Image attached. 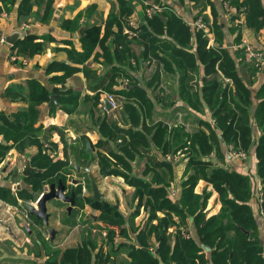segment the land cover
Masks as SVG:
<instances>
[{
	"label": "trees",
	"instance_id": "trees-1",
	"mask_svg": "<svg viewBox=\"0 0 264 264\" xmlns=\"http://www.w3.org/2000/svg\"><path fill=\"white\" fill-rule=\"evenodd\" d=\"M0 1L5 9L9 10L6 5L13 6L18 0ZM190 2L199 8V13L206 5L211 9L215 34L220 45L218 49L206 47L207 39L204 34L201 31H189L183 19L171 10L162 12L164 20L158 15L152 19L145 18V23L139 28L140 33L136 37L127 38L122 33V25L133 11V0L111 2L103 22L104 33L100 38L98 35L101 22H88L90 14L95 10L93 5L88 6L85 12L87 19L80 25L83 27V33L78 36L80 50H77L72 40L65 41L66 58L75 64L85 63L95 46L100 47L93 59L101 56L109 67L100 83L93 88L97 90L99 86L104 85L103 88L110 94L125 98L119 101V112L126 122L125 125L120 123L115 113L109 119L104 114L95 118L98 136L94 147L99 174L122 176L127 184L135 186L134 196L139 201L144 195L149 197L150 208L146 222L134 230V238H131L124 225V215L115 205L98 202L92 197H88L86 203L100 211L98 220L107 229L106 237L109 242L113 239V231H116L119 238L135 240V244H120L129 247L128 264H264L263 245L259 241L257 223L249 204L254 194L250 176L220 165L211 166L207 164L209 160H204L206 154L212 150L224 159L226 155L221 150V143L226 146H239L247 153L254 149L255 169L262 197L259 211L264 215V80L255 92L257 103L253 105V81L238 73L234 62L237 56L233 57L227 48L223 47L222 32L220 25L216 23L217 14L213 2ZM231 6L244 9V24L248 29L257 34L264 27V0H232ZM16 16L18 19L30 17L47 25L53 17L52 0H19L16 4ZM228 18L232 24L236 21L235 14ZM60 26L66 31L75 32L79 28L78 18L62 19ZM189 38L195 44L194 51L189 50ZM35 39L34 35L24 36L13 44L15 49H12L19 56L31 57L35 52L44 49V44ZM217 62L218 67L215 69ZM151 64L153 69L145 82L146 86L155 88L158 85L159 64H162L163 71L177 76L175 86L179 98L192 108L205 105L214 118L213 124L200 121L198 128L192 132L185 131L179 125L169 129L163 122L146 126L145 110L150 111L153 104L145 88L136 85L135 70L140 66L149 67ZM61 65L66 67L63 63ZM200 67L203 68L201 83L198 82ZM217 71L231 79L230 87L222 86ZM69 73L70 71L66 70L62 76H51V84H63ZM84 73L89 82L95 80L96 76L92 71L85 69ZM260 74L264 76V67L260 72L250 67L251 76L257 77ZM55 91V88L47 89L34 80L28 81V88L25 90L8 87L4 91L9 100L20 98L28 105L25 109L10 113L0 112V135L6 142L11 141V144H0V160L11 147H15L19 152H24L30 145L38 147L37 153L27 158L30 165L38 170L24 177L30 191L19 190L21 199L27 200L34 191L42 189L47 183L55 182L58 177L64 179L61 174L50 178L67 163L53 160L51 149L48 147L49 135L53 131L61 133L60 129L52 125H35L40 116L39 106ZM60 92V107L66 112H72L78 105L79 92L64 88H61ZM92 99L94 107H97L98 103L102 104L98 91ZM50 111L53 112V109ZM252 120L259 127L260 134L257 139L253 138ZM147 136H150V140ZM110 141L116 143V151L111 148ZM179 149L191 155L192 159L187 165V169L190 168L191 171L181 182L179 198L173 201L167 197L166 190L168 178L171 179L172 166L169 162L159 160L155 152L160 151L164 156ZM143 156L146 160L142 175L152 172L150 179L127 174L131 171L130 161ZM199 179H204L212 185L221 202L219 212L207 218L202 212L207 196L201 197L193 191ZM89 182L85 178L88 189ZM0 199L17 204V198L8 187H0ZM158 211L163 212V215L157 216ZM188 216L193 219L200 245L210 249L209 259L205 257L199 244L182 236V231L187 230L184 222ZM153 219H156L155 223H152ZM173 223L181 228L175 231V240L170 242L167 229ZM151 236L158 244L155 256L148 249V239ZM93 247L94 244H84L82 247L67 248L62 253L61 263L90 264ZM97 256L95 264H105L106 261L110 263L107 256L101 258V251ZM54 261L49 260L47 264Z\"/></svg>",
	"mask_w": 264,
	"mask_h": 264
},
{
	"label": "crops",
	"instance_id": "crops-1",
	"mask_svg": "<svg viewBox=\"0 0 264 264\" xmlns=\"http://www.w3.org/2000/svg\"><path fill=\"white\" fill-rule=\"evenodd\" d=\"M18 1H16L13 6L7 4L6 8L9 10L5 9L3 3L0 1V28L5 34L7 41V44L0 46V112L6 114L19 109H25L28 105L26 101L20 98L9 100L4 95V91L8 87L25 90L28 88V81L34 80L47 89L55 88L56 91L50 93V96L52 94L56 95L55 102L48 105V99L39 106L40 116L35 123V125L42 124L44 127L51 125L56 126L61 131V133L53 131L51 135H49V144H47L51 149L53 160L67 161V163L50 178L61 174L63 177L67 178L68 182L71 177L78 178L86 173L85 178L89 181L94 180L96 185L99 182L98 180L102 179L108 188L110 186V188L114 190L116 202L111 204L115 205L124 215V225L132 236L131 238H134V230L141 227L147 220V211L150 208L149 197L144 195L139 201V199L134 196L135 186L127 184L120 175H100L96 158V147H94V143L98 136L97 121H95L96 116L104 114L109 119L113 113H115L119 116L120 123L125 125L126 122L118 112L119 103L125 98H121L122 100L119 102L118 97L120 96L114 95L117 99L118 107H111L108 109L103 103V100L106 99V95L109 94L107 89L103 88L104 85L102 87L99 86L98 89L96 88L97 90L93 88V86L100 83L101 78L109 67V65L104 63L103 57L97 56L95 60L93 59L94 54L100 51V47L95 46L89 59L82 64L71 63L66 58L64 49L66 46L64 44L65 41L72 40L77 50H80L78 42V36L80 34L78 30L80 25L87 19L85 12L86 8L90 5H93L95 10L90 14L88 22H99V24L101 22L98 37H102L104 33L103 22L111 6L110 4L114 0H52L53 17L47 25L32 20L30 17L18 19L16 16V4ZM143 1L168 5L169 8L167 10L174 11L179 15L191 32H193L192 28L187 22L193 20L195 16L201 15L205 21L211 22L210 27L215 44L211 49L216 50L218 49L217 47L220 46L215 34L213 24L214 18L211 9L207 5L203 8L202 12L199 13V8L194 7L193 2H190V0H133V11L129 17L134 15L141 24L145 23L144 20L146 18L143 14ZM211 1L214 4L217 14L216 23L220 25L222 32L223 47L227 48L228 52L233 55V57H235L234 55L237 56L234 62L238 69V73L245 79H251L253 81L251 85V95L253 105H255L257 103L255 92L262 84L264 76L262 74L257 77L250 75L252 63L244 59L241 60L242 50L239 45L242 38H247L248 41L254 43L257 42L258 37L264 38V27H262L257 34L245 27L244 9L242 7L233 8L231 6L232 0ZM225 1H228V6L224 5ZM31 2H34V0H31ZM231 14L236 15V21L233 24L228 18ZM158 16L161 20L165 19L162 13ZM240 17L242 23L238 22ZM73 18H78L79 24V28L75 32H69L61 28L60 23L62 19ZM128 18L122 25L123 34ZM27 35L36 36L35 41L43 43L44 49L35 52L31 57L26 56V61L24 63L11 62L8 57L9 50L14 48L13 44L16 41ZM188 42H190L189 50L194 51V42L190 38ZM133 49L135 51L137 50V48ZM62 63L65 64L66 67L62 66ZM57 65L60 66V68H57ZM217 67L218 62L215 65V69H217ZM85 69L92 71L98 79L96 80L95 78V80L89 82V79H87L84 73ZM152 69L153 64L149 67L140 66L135 70L136 85L145 88V92L153 104L150 111L145 110L144 123L146 126H152L156 122H163L169 129L179 125L182 126L185 131L192 132L198 128L200 121L213 124L214 118L211 117L210 111L205 105L201 108H192L188 103L179 98L177 87L175 86L177 76L163 71L162 64H159L160 77L158 85H156L155 88L146 86L145 82L149 79ZM66 70H69L70 73L66 76L63 84H51V76H62ZM199 73L198 82L201 83L202 81L200 79L203 74L202 67H200ZM217 75H219L222 80V86H231L232 81L228 84L223 80V78L228 77L221 75L220 71H217ZM61 88L79 92L78 105L72 112H66L58 103L61 98ZM96 91L99 92V100L102 101V104L98 103L97 107H94L92 96ZM51 109H53V112L50 111ZM251 130L253 138L257 139L260 132L254 120H252ZM147 139L150 140V136H147ZM88 142L90 145L89 149L86 150V143ZM117 142H119V140H117ZM5 143L11 144V141L6 142V140L2 138V135H0V144ZM110 146L113 150H117L116 143L114 144L110 141ZM220 147L224 155H226L225 158L222 159L217 156L216 151L212 150L205 156L204 160H209L207 164L211 166L220 165L221 167L234 169L236 172L250 176L252 187L255 191L260 185L255 169L256 158L254 149L248 153L246 152V158L240 160L231 155L229 145L226 146L221 143ZM37 151L38 147L36 145H30L24 152H19L15 147H11L0 160V187L9 188L10 183H13V191H11V193L17 198V204H10L0 199V264H47V261H52V259L55 260L54 263L51 262L52 264H66L61 263L60 260L63 251L70 247H82L84 244L88 246L89 244H94L93 249H91L90 264L96 263L98 259L97 253L100 251L103 254L101 258L107 256V259L110 260L108 261L110 263L106 261L105 264H128L129 247L127 245L121 246L120 244H135V240L129 241L125 238H119L116 231H113V239L109 242L106 237L107 235H103V232L107 233V229L103 227L102 223L98 220L100 211L92 208L89 204L83 207V218L93 209L97 213L94 214L92 220L99 224V227L102 226L103 229H105L104 231L101 229L102 239L99 240V238H97L99 240L98 242L95 241L96 239H93V235L91 236L87 234V232H84L82 238H79L77 232L73 231L76 230L74 227L77 223L75 219L77 214L75 213L69 215L67 212L66 214L63 212L62 215L60 214L61 216L59 219H49L48 226L52 227L54 230L53 238L50 237L49 233L46 231L47 227L38 224L33 217H30L28 220L24 219L23 213L26 210L24 208L25 203L35 200L47 185L45 184L42 189L34 191L32 196L28 197L27 200L21 199L18 195L19 190L25 189L27 192L30 191L29 186L24 180V177L29 174H22L23 165L21 162L23 160L26 161L27 158L36 154ZM184 151L183 149H179L175 153L168 152L164 156H162L160 151L155 152L159 160L169 162L172 166V171L170 172L171 179L168 178L169 182L166 190L167 197L173 201L179 198L181 193V182L191 171L190 168L187 169V165L192 159L191 155L188 152L184 153ZM8 156H11V158ZM145 160L146 157L144 156L136 157L134 160H131V171L127 172V174L138 178L143 177L145 179H150L152 172L142 175ZM15 161H17V163ZM86 168L89 169L88 173L85 172ZM120 186H122V188H120ZM97 187L99 191V184ZM91 191L92 190L89 192V197H92ZM193 191L201 197L207 196L205 207L202 210L205 214V218L219 212L221 207L219 195L210 183L204 179H199ZM99 192L102 194V202H106L105 199L108 194L101 191ZM21 200L24 202L23 205H19ZM249 204L257 223L259 241L264 246V215L259 211V203L257 202L256 195L253 194ZM47 206L49 207L50 204ZM156 213L157 216L163 215L161 211ZM77 218H79V215ZM155 222L156 219H153L152 223ZM184 223L188 231L186 229L182 231V236L184 237L185 232H187L191 236L190 239L200 245L192 217H186ZM24 224H26L28 228H25ZM178 228H181V226L177 227L175 223L168 226L167 233L170 235V242L175 240V231ZM155 245L158 248L157 241L151 236L148 239V249ZM200 247L205 257L209 259L210 249L203 245H200ZM98 250L100 251L98 252Z\"/></svg>",
	"mask_w": 264,
	"mask_h": 264
},
{
	"label": "built area",
	"instance_id": "built-area-1",
	"mask_svg": "<svg viewBox=\"0 0 264 264\" xmlns=\"http://www.w3.org/2000/svg\"><path fill=\"white\" fill-rule=\"evenodd\" d=\"M143 4H144L143 14L148 19L154 18L155 16L159 15L164 10H167L169 8L168 5L163 4V3L143 1ZM224 5L228 6V1H225ZM238 22L242 23L241 17L238 20ZM187 23L188 25L191 26L193 32L201 31L204 34V36L207 39L208 47L215 46L214 37H213V34L211 32V27H210V24H211L210 21L207 22L203 19L201 15H198V16H195L193 20ZM141 25L142 24L138 22L137 18L134 15H131L125 24L124 34L128 38L136 37L140 32L139 28ZM3 44H7V41L5 38V34L0 28V46ZM239 47L242 50L244 60L252 63L253 68L257 69L260 72L264 67V38L258 37L256 43L248 41L247 38H242ZM8 57H9V60L13 63H18V62L24 63L26 61L25 57L19 56L13 49L9 50ZM223 80L228 84L231 83V80L229 78H223ZM106 99L108 100V103L112 108L118 107V103H117V100L114 94H110V93L107 94ZM229 150H230L231 155L235 158H238L240 160H243L246 158V152L239 147L229 146ZM260 189L261 187L259 186L254 191V195L257 196V202L259 203V205L262 202ZM103 235L105 236L106 233L103 232ZM184 237L191 238L190 234L187 232H185ZM149 251L151 252L153 256H155L157 254V246L155 245V246L150 247Z\"/></svg>",
	"mask_w": 264,
	"mask_h": 264
},
{
	"label": "flooded vegetation",
	"instance_id": "flooded-vegetation-1",
	"mask_svg": "<svg viewBox=\"0 0 264 264\" xmlns=\"http://www.w3.org/2000/svg\"><path fill=\"white\" fill-rule=\"evenodd\" d=\"M88 171H89V169L86 168L85 169V172L88 173ZM84 174L85 175H82L83 177L81 176V177H78V178H70V180L68 181V183H67V178H65V177H64V179H62L61 177H58L55 182H50L49 184L47 183L46 187L39 194V196L35 200H33V201L26 202L25 205H24V208H25V206L27 204L28 205H31V206H35L36 205V202L39 199V197L41 196V194L43 192H46L48 190L49 185L51 183H54L56 185L58 183V180H61L63 182L64 186H65V188L63 190V194L67 195V197L70 195L71 188H73V191H74L73 203L72 204L70 203L71 202L70 199H66L64 201L61 200V199H53V200L47 201L46 202V213L48 215L47 216L48 225H49V219L50 218H57V219H59L63 212H65V214L67 212L69 215H71V213H75V214H77V217H78V215H79V218L82 217V214H81L82 212H80V211H82L84 205L87 204L86 203L87 194L90 192V190H92L91 182H95L94 180H91L89 182L90 183V189H88L86 187V184H85V176H86V173H84ZM72 179H76V180H78V182L75 183V184H72L71 183V180ZM79 187H81V190H79ZM100 201H102V200H100ZM23 203L24 202L21 200L19 202V205H23ZM49 204H50V206L48 207L47 205H49ZM23 214H24L23 216H24V219L25 220H28V219H30V217H33L37 221L38 224L43 225L42 220L41 219H37L33 215L29 214V211L27 209L25 210V212ZM77 217H76V219H77Z\"/></svg>",
	"mask_w": 264,
	"mask_h": 264
},
{
	"label": "water",
	"instance_id": "water-1",
	"mask_svg": "<svg viewBox=\"0 0 264 264\" xmlns=\"http://www.w3.org/2000/svg\"><path fill=\"white\" fill-rule=\"evenodd\" d=\"M78 33L81 35L83 33V27H80L78 30ZM56 95L52 94L49 98L48 105H51V103L55 102ZM103 103L106 105L108 109L111 108V106L108 104V100L104 99ZM89 149V143H86V150ZM21 164L22 166V174L28 175L31 171H37L35 167L31 166L29 161H22ZM78 180L72 179L71 183L75 184L77 183ZM73 187V186H72ZM91 187H92V197L96 201H100L102 194L98 191L97 185L95 182H91ZM65 186L61 180H58V183L55 185L54 183H51L48 187V190L46 192H43L39 199L36 202L35 206L31 205H26L25 208L29 211V214L33 215L37 219H41L43 226L47 227V231L50 235V237H54V230L52 227L48 226V220H47V213H46V202L53 200V199H61V200H66L70 199L71 204L73 203V196H74V191L73 188L70 190V195L67 197V195L63 194ZM25 228H28L26 224H24Z\"/></svg>",
	"mask_w": 264,
	"mask_h": 264
},
{
	"label": "rangeland",
	"instance_id": "rangeland-1",
	"mask_svg": "<svg viewBox=\"0 0 264 264\" xmlns=\"http://www.w3.org/2000/svg\"><path fill=\"white\" fill-rule=\"evenodd\" d=\"M242 57L244 59L243 54H242ZM118 100L121 101L122 100L121 97H118ZM115 110H117V109H115ZM116 116H118V115L116 114ZM8 157L11 158V156H8ZM15 162L17 163V161H15ZM71 178H76V177H71ZM5 179H8V178H5ZM98 181H99L98 182V184H99V191L108 194L107 198L105 199L106 202H108L110 204L111 203H115L116 202V199H115V195H114V190L112 188H110V186L108 188L107 185H106V183L103 182L102 179H99ZM98 184H97V186H98ZM12 185H14V184L13 183H10V186H9V190L10 191H13V186ZM120 188H122V186H120ZM87 196L88 197L90 196L89 193L87 194ZM80 212H82V211H80ZM96 213L97 212L92 209L91 211L88 212V214H87V216L85 218H83V213H82V217L77 218V219L75 218L77 223H76V225H75L74 228L76 230H73V231L77 232V235H79V238H82L84 232H87V234H89L91 236L93 235L92 237H93L94 240L96 239L95 240L96 242H98L100 239H102L101 229H102V231L105 230L102 227L103 225L101 227H99V224H97L96 222H94L92 220V218L94 217V214H96ZM97 238H99V240ZM262 256L264 258V246H263V250H262Z\"/></svg>",
	"mask_w": 264,
	"mask_h": 264
}]
</instances>
